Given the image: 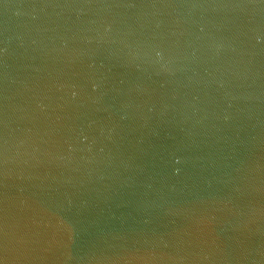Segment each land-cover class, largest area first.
<instances>
[{
  "label": "water",
  "instance_id": "obj_1",
  "mask_svg": "<svg viewBox=\"0 0 264 264\" xmlns=\"http://www.w3.org/2000/svg\"><path fill=\"white\" fill-rule=\"evenodd\" d=\"M0 264H264V0H0Z\"/></svg>",
  "mask_w": 264,
  "mask_h": 264
}]
</instances>
